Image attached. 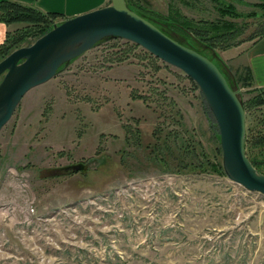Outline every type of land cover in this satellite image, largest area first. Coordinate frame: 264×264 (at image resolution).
Returning <instances> with one entry per match:
<instances>
[{"label":"rangeland","instance_id":"rangeland-1","mask_svg":"<svg viewBox=\"0 0 264 264\" xmlns=\"http://www.w3.org/2000/svg\"><path fill=\"white\" fill-rule=\"evenodd\" d=\"M228 1L248 12L262 0ZM140 4L220 16L210 0ZM257 10L245 19L252 39L227 49L198 43L241 101L252 94L237 81L240 54L264 31ZM151 18L187 41L171 22ZM210 112L193 78L133 41L108 36L64 63L0 131V264H264V194L224 171ZM261 119L246 112V140ZM187 144L196 156H185ZM249 153L264 173L263 145ZM77 162L92 165L62 172Z\"/></svg>","mask_w":264,"mask_h":264},{"label":"water","instance_id":"water-1","mask_svg":"<svg viewBox=\"0 0 264 264\" xmlns=\"http://www.w3.org/2000/svg\"><path fill=\"white\" fill-rule=\"evenodd\" d=\"M108 36L133 41L194 79L219 127L224 171L247 190L264 194V173L246 153V110L222 70L210 57L131 9L126 0H111L65 19L0 61V131L30 89L53 78L64 63ZM91 165L77 162L61 170L86 173Z\"/></svg>","mask_w":264,"mask_h":264},{"label":"trees","instance_id":"trees-1","mask_svg":"<svg viewBox=\"0 0 264 264\" xmlns=\"http://www.w3.org/2000/svg\"><path fill=\"white\" fill-rule=\"evenodd\" d=\"M126 1L129 7L153 22L166 34L203 54L206 53L201 50V46H199L198 43H204L212 48L227 49L238 45L245 40L252 39V34L245 36L249 24L247 20L245 21V19L256 18L259 14L257 9H261L262 14L264 15V0L250 3L252 9L248 12H243L237 9L232 1L210 0L213 2L215 9L220 15L214 19H194L179 10L174 12L171 11L166 15L156 11H148L145 6L140 4V0L137 2L134 0ZM58 17L66 19L57 13H44L35 7L24 5L16 1L0 0V20L4 21L8 25L13 23L24 24L13 31L7 32L4 41L0 43V61L9 55L13 50L22 46L25 42H29L31 36L40 37L48 32L55 25L56 18ZM151 17L171 22L173 29L182 34L187 41L178 39L173 34L169 33L164 29V27L153 21ZM227 17L231 19H228ZM238 19L244 20L239 22ZM261 35H264V31H262L259 36ZM237 81L243 86L251 87L249 91L252 95L247 100H242L247 114L252 109L264 114V87L261 88L255 85L254 75L250 66H244L242 68V71L237 75ZM211 115L213 114L211 113ZM216 123L217 122L215 121V124ZM260 124L261 125L257 127L248 126L247 128L246 153L256 167V161L250 155L249 148L257 145H263L264 147V119L260 120ZM216 125L219 130L218 124ZM164 142L165 144L169 143L166 139ZM183 148L185 156L188 154L189 156H196L195 149L190 148L188 144L183 146ZM189 148L192 149V152H190ZM202 154L204 155L203 152ZM207 160L210 162L209 159ZM210 164L213 163L210 162ZM219 164L220 169L222 170V164ZM215 168H217V166H215Z\"/></svg>","mask_w":264,"mask_h":264},{"label":"crops","instance_id":"crops-1","mask_svg":"<svg viewBox=\"0 0 264 264\" xmlns=\"http://www.w3.org/2000/svg\"><path fill=\"white\" fill-rule=\"evenodd\" d=\"M24 5L35 7L44 13H57L65 18L99 8L108 4L109 0H12ZM21 24L8 25L0 20V43L8 31H13ZM246 66H250L254 75L255 85L264 87V35L247 43L240 54Z\"/></svg>","mask_w":264,"mask_h":264}]
</instances>
